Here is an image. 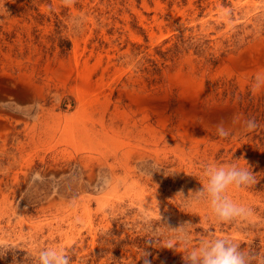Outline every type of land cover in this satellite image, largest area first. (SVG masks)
Instances as JSON below:
<instances>
[{
  "label": "rangeland",
  "instance_id": "rangeland-1",
  "mask_svg": "<svg viewBox=\"0 0 264 264\" xmlns=\"http://www.w3.org/2000/svg\"><path fill=\"white\" fill-rule=\"evenodd\" d=\"M260 72L264 0H0V264L46 247L70 264H184L162 247L184 222L193 246L226 236L264 256ZM208 164L250 168L226 193L249 218L217 223L176 195Z\"/></svg>",
  "mask_w": 264,
  "mask_h": 264
},
{
  "label": "clouds",
  "instance_id": "clouds-1",
  "mask_svg": "<svg viewBox=\"0 0 264 264\" xmlns=\"http://www.w3.org/2000/svg\"><path fill=\"white\" fill-rule=\"evenodd\" d=\"M75 0H62V4L67 7L73 6ZM264 88V72L256 74L252 85V92L256 93ZM257 127L254 119L246 122L247 130L251 131ZM217 134L221 138H227L230 130L223 124L217 125ZM246 163V162H245ZM250 168H240L235 164L216 165L208 164L202 170V187L195 192H189L185 198L182 193H177L182 200H192L206 203L211 217L217 222H231L233 220H245L252 215V210L246 206L238 204L227 196L230 187L240 188L253 182V173ZM175 171L164 173L166 176ZM200 182V181H199ZM164 225V224H163ZM165 226V225H164ZM191 222H184L181 226L170 229L165 228L172 235L165 240L162 247L175 249L183 246L184 253L182 259L184 264H264V256L252 255L241 249L240 245L229 237H213L202 235L197 245H192ZM6 248L0 242V249ZM5 251H0V258ZM146 256V253L145 255ZM35 264H70L67 253L58 247H46L37 250ZM145 264L148 261L145 260Z\"/></svg>",
  "mask_w": 264,
  "mask_h": 264
}]
</instances>
